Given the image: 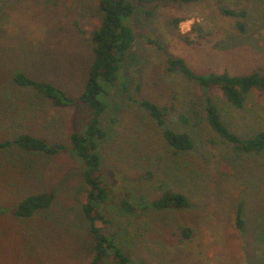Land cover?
<instances>
[{"label":"rangeland","instance_id":"obj_1","mask_svg":"<svg viewBox=\"0 0 264 264\" xmlns=\"http://www.w3.org/2000/svg\"><path fill=\"white\" fill-rule=\"evenodd\" d=\"M127 1L133 11L123 22L135 40L115 81L101 82L99 94L104 135L96 150L108 195L100 207L108 220L103 231L131 264H264V149L234 148L210 128L203 109L210 97L227 126L252 139L264 131V92L251 91L235 108L219 88H203L166 65L179 57L197 73L264 74V0ZM219 3L245 15H223ZM101 18L99 0H0V141L27 132L62 146L54 154L0 149V264H88L94 255L82 211L83 165L69 135L91 116L77 98ZM178 20L180 33L198 23L204 36L194 30L189 41L176 38ZM19 71L52 83L74 103L57 107L17 85ZM142 99L169 107L165 127L190 134L193 148L175 152L164 127L139 105ZM50 189L55 196L48 208L23 220L12 214L25 196ZM168 190L184 194L188 206L149 205ZM123 198L132 211L121 208ZM237 209L242 228L235 224ZM183 228H190L188 236Z\"/></svg>","mask_w":264,"mask_h":264},{"label":"trees","instance_id":"obj_2","mask_svg":"<svg viewBox=\"0 0 264 264\" xmlns=\"http://www.w3.org/2000/svg\"><path fill=\"white\" fill-rule=\"evenodd\" d=\"M170 1L192 3L199 0ZM218 7L221 14L229 17H243L245 15L244 10L228 8L221 3L218 4ZM99 8L102 12V18L100 27L92 33L93 60L88 70L84 88L77 98L89 107L91 116L82 131L70 133L69 142L72 151L83 165L82 181L85 186V193L82 211L89 222L90 232L95 238L94 255L88 264H104L108 260L110 264H131L129 257L115 242L113 235L103 231L104 225L108 220L100 210V207L108 195L107 186L99 175L101 157L96 150V139L102 138L104 135L100 126V115L105 109V104L99 98V94L103 90L101 82L113 83L115 81L119 63L123 61L125 52L131 48L135 40L132 28L123 22L124 17L131 15L133 6L127 0H99ZM180 21H174L175 24L173 25L176 29L174 30L176 38L179 37L180 40L189 41V34L194 30L198 31L200 38L204 36L203 29L198 23H193L189 31L180 33L177 27ZM235 26L241 32H244V23L236 22ZM166 65L168 70L179 71L187 79L195 81L203 88H219L226 101L235 108L243 107L245 98L251 91L264 92V74L259 71L235 75L228 74L225 71L222 73H197L187 65L184 59L179 57H169ZM13 81L19 86L34 88L49 100L52 105L57 107L69 106L75 101V98L69 96L52 83L35 80L20 71L13 75ZM138 103L156 125L164 127L163 138L175 152L193 148L194 139L190 134L177 132L165 127L170 110L169 107L160 106L148 99L139 100ZM203 109L210 128L219 137L232 144L234 148L236 147L249 153H257L264 149V131L257 133L252 139H242L227 126L210 97H206ZM7 148L54 154L62 146H49L45 138L21 132L11 138L0 141V149ZM54 196L55 192L51 189L29 194L17 203L12 214L18 220L31 218L37 211L48 208L52 204ZM119 203L123 210L132 211L134 209V206L124 198ZM149 205L155 208L181 209L188 206V199L180 192L168 190L157 199L152 200ZM235 224L238 228L243 227L240 209H237ZM190 231V228L182 229L185 236H188Z\"/></svg>","mask_w":264,"mask_h":264}]
</instances>
